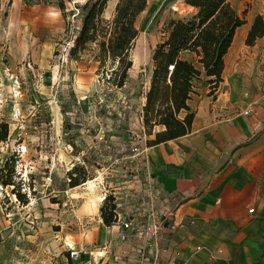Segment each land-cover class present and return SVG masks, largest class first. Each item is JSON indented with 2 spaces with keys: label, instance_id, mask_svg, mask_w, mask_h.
Instances as JSON below:
<instances>
[{
  "label": "rangeland",
  "instance_id": "1",
  "mask_svg": "<svg viewBox=\"0 0 264 264\" xmlns=\"http://www.w3.org/2000/svg\"><path fill=\"white\" fill-rule=\"evenodd\" d=\"M61 1L65 13L57 7ZM86 1L0 0V136L5 125L9 129L0 142V264H55L66 250L65 239H80L96 224L105 191L106 196L133 193L134 165L127 155L140 134L132 121L145 103L139 88L149 84L153 52L169 21L193 11L187 0H148L138 20L129 83L121 90L112 73L117 65L101 68L96 45L79 60L70 54L81 23L78 7ZM229 1L245 21L238 32L257 16L264 18V0ZM114 3L118 0L108 1L105 20L114 17ZM33 10L47 14L35 17V24L20 20ZM245 40L238 56L228 60L227 73L240 78L242 90L264 93V37L254 46ZM126 108L131 119L122 131L124 124L113 116L121 120ZM73 172L89 176L95 190H88L87 182L71 187ZM3 180L14 186H3Z\"/></svg>",
  "mask_w": 264,
  "mask_h": 264
},
{
  "label": "crops",
  "instance_id": "2",
  "mask_svg": "<svg viewBox=\"0 0 264 264\" xmlns=\"http://www.w3.org/2000/svg\"><path fill=\"white\" fill-rule=\"evenodd\" d=\"M43 14L28 11L20 20L35 24ZM250 27L226 56L220 89L211 96L203 83L193 96L191 133L149 149L146 169L161 192L159 206L174 213L160 238L122 241V228L106 227L99 215L80 239L64 240L55 264H264V93L242 90L240 78L227 73ZM143 105L132 119L139 132ZM250 105L254 112L243 116ZM114 192L119 213L144 226L142 199ZM67 245L80 250L78 261L69 258Z\"/></svg>",
  "mask_w": 264,
  "mask_h": 264
},
{
  "label": "trees",
  "instance_id": "3",
  "mask_svg": "<svg viewBox=\"0 0 264 264\" xmlns=\"http://www.w3.org/2000/svg\"><path fill=\"white\" fill-rule=\"evenodd\" d=\"M109 0H88L78 7L80 27L75 32L70 54L76 60L89 46L96 45V61L101 68L115 64L112 72L117 78L116 86L124 89L129 83V71L133 66L132 52L140 36L138 20L148 8V0H118L114 17L103 18ZM193 11L181 19H172L166 26V37L153 52V69L149 84L139 90L145 99L142 107L143 133L147 146L152 147L189 135L192 131L195 112L190 106L200 84H205L211 96L220 89L226 67L225 59L239 28L245 25L229 0H187ZM57 7L65 13L63 1ZM264 37V18L257 16L246 37L245 44L254 46ZM146 90V91H142ZM98 116H104L98 111ZM122 131H128L131 114L126 108ZM0 136V142L8 137L9 129ZM160 131L156 132V129ZM152 138V139H151ZM105 159V156L101 157ZM8 163V162H7ZM6 163L5 167H9ZM4 167V168H5ZM1 169V172L4 171ZM76 171V170H75ZM14 169L11 170V176ZM71 187L89 181V176L69 175ZM2 185L14 186L12 180H3ZM19 200L24 196L13 190ZM118 204L113 194L108 195L101 206V218L106 227L117 222ZM1 241V238H0Z\"/></svg>",
  "mask_w": 264,
  "mask_h": 264
},
{
  "label": "built area",
  "instance_id": "4",
  "mask_svg": "<svg viewBox=\"0 0 264 264\" xmlns=\"http://www.w3.org/2000/svg\"><path fill=\"white\" fill-rule=\"evenodd\" d=\"M253 112V106L250 105L247 110L243 112V116H251ZM99 141H101V143H106L102 137L99 138ZM146 142L147 137L142 130L131 143L128 149L127 160L134 165V171L131 174L133 179L131 182L133 193L131 194L134 199H142V203L144 204V215L147 217V222L144 226H138L130 215H121L118 209L117 222L115 224H118L122 228V241H126L128 238L139 240L147 236H150L153 240H158L161 232L165 230L166 224L174 217L172 211H164L163 207L159 206L161 192L154 178L146 169V164L149 162L148 153L150 149ZM123 159L124 158H122V161ZM106 197L107 196H105V198ZM250 213H253V210H250ZM191 224H193V222H191ZM125 232H130V235ZM67 248L69 258L72 261H78L80 250L70 245H67Z\"/></svg>",
  "mask_w": 264,
  "mask_h": 264
},
{
  "label": "bare ground",
  "instance_id": "5",
  "mask_svg": "<svg viewBox=\"0 0 264 264\" xmlns=\"http://www.w3.org/2000/svg\"><path fill=\"white\" fill-rule=\"evenodd\" d=\"M241 33H243V30L240 32H237V34H236V37H235V39H236V42L239 40V38H240V36H241ZM244 37V36H243ZM86 187H87V189L88 190H90V191H94L95 190V186H96V184H95V182L94 181H91V180H89L86 184Z\"/></svg>",
  "mask_w": 264,
  "mask_h": 264
}]
</instances>
